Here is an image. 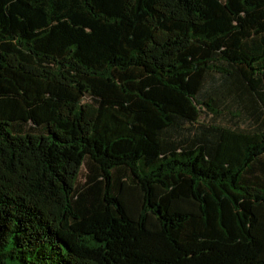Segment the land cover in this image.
<instances>
[{"label":"trees","instance_id":"16d2710c","mask_svg":"<svg viewBox=\"0 0 264 264\" xmlns=\"http://www.w3.org/2000/svg\"><path fill=\"white\" fill-rule=\"evenodd\" d=\"M0 264H264V0H0Z\"/></svg>","mask_w":264,"mask_h":264},{"label":"rangeland","instance_id":"374dc122","mask_svg":"<svg viewBox=\"0 0 264 264\" xmlns=\"http://www.w3.org/2000/svg\"><path fill=\"white\" fill-rule=\"evenodd\" d=\"M202 119H205V120L210 119V116L209 115L208 116L203 115ZM215 120L218 122H224V124H231L232 123V119L230 118V115L227 113H223L220 116H217ZM245 124H247V121L240 122V125H245ZM84 174H85V169L83 167L81 175H80V179H79L80 181H82L84 179Z\"/></svg>","mask_w":264,"mask_h":264}]
</instances>
